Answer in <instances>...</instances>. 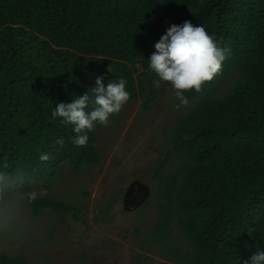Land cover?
<instances>
[{
	"label": "trees",
	"instance_id": "obj_1",
	"mask_svg": "<svg viewBox=\"0 0 264 264\" xmlns=\"http://www.w3.org/2000/svg\"><path fill=\"white\" fill-rule=\"evenodd\" d=\"M186 20L230 49L220 72L199 92H186L188 99L214 94L234 68L243 76L225 101L201 103L177 129L176 142L191 147L193 159L180 199L184 226L197 264H244L264 250V0H0V165L19 181L3 192L27 195L66 163L75 170L98 164L96 134L86 147L74 146L72 125L51 118L52 110L90 93L98 76L105 84L125 78L134 99L146 83L149 110L160 92L148 58L166 30ZM112 66H119L113 75ZM41 153L50 159L39 161ZM29 201L35 214L53 210L79 220L78 206ZM0 264L30 263L0 254Z\"/></svg>",
	"mask_w": 264,
	"mask_h": 264
},
{
	"label": "rangeland",
	"instance_id": "obj_2",
	"mask_svg": "<svg viewBox=\"0 0 264 264\" xmlns=\"http://www.w3.org/2000/svg\"><path fill=\"white\" fill-rule=\"evenodd\" d=\"M136 68L138 83L142 68ZM242 76L234 68L214 94L188 99L179 108L173 107L172 89L162 84L159 100L145 109L151 88L144 83L145 92L138 99L130 95L109 126L94 128L98 164L75 170L66 163L61 175L35 182L27 195L0 191V254L30 264H197L184 226L188 214L180 205L192 172V149L176 142L177 129L201 103L225 101ZM182 138L191 142L186 130ZM32 193L78 206L79 220L53 210L35 214Z\"/></svg>",
	"mask_w": 264,
	"mask_h": 264
},
{
	"label": "clouds",
	"instance_id": "obj_3",
	"mask_svg": "<svg viewBox=\"0 0 264 264\" xmlns=\"http://www.w3.org/2000/svg\"><path fill=\"white\" fill-rule=\"evenodd\" d=\"M154 48L147 65L149 73L154 75L152 86L160 88L162 84H167L177 102L173 104L174 108L188 104L186 92H199L204 82L213 80L230 53V49L221 47L203 25L194 26L187 20L179 25L172 24ZM90 89V93L88 90L71 103L57 104L51 112V118L59 117L64 123L72 125L74 135L69 139L76 147L87 146L89 133L97 125L109 126L111 117L121 112L131 95L123 77L111 79L105 84L104 78L98 76L95 87ZM56 143L63 146V137L58 138ZM38 158L41 162L50 159L45 153ZM7 169V164L0 165V191L8 190L19 182L9 176ZM29 198L35 200L36 194H30ZM244 264H264V250L256 249Z\"/></svg>",
	"mask_w": 264,
	"mask_h": 264
}]
</instances>
